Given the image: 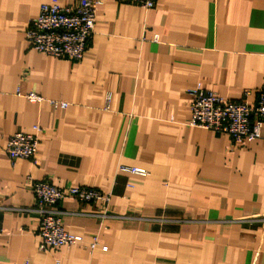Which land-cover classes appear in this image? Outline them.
I'll use <instances>...</instances> for the list:
<instances>
[{
  "label": "crops",
  "instance_id": "0c3cea01",
  "mask_svg": "<svg viewBox=\"0 0 264 264\" xmlns=\"http://www.w3.org/2000/svg\"><path fill=\"white\" fill-rule=\"evenodd\" d=\"M49 1L0 0V264H264V124L238 142L189 124L196 86L255 103L264 0H155L149 10L96 0L79 61L27 43V22ZM35 125L34 158L11 160L7 138ZM28 177L110 198L60 200L75 242L40 250Z\"/></svg>",
  "mask_w": 264,
  "mask_h": 264
},
{
  "label": "built area",
  "instance_id": "2783aa9c",
  "mask_svg": "<svg viewBox=\"0 0 264 264\" xmlns=\"http://www.w3.org/2000/svg\"><path fill=\"white\" fill-rule=\"evenodd\" d=\"M149 10L155 6V0H119ZM96 0H77L62 5L57 0L44 2L38 15L29 19L25 29V39L37 52L57 58L81 60L89 39L94 32ZM155 36V40H156ZM191 126L229 134L236 142L251 141L261 137L260 129L264 124V82L260 87L255 103L231 101L212 91L196 86L189 90ZM249 91H244L248 95ZM31 102L43 98L33 92L26 94ZM54 107H65V101L50 100ZM39 126H33V132L16 131L6 141L5 152L11 160L17 158L33 159L38 149ZM119 171L137 174L145 172L136 167L119 165ZM26 183L30 186L35 199V210L39 218V249L52 250L59 246H69L75 237L67 231L61 220V211L57 208L60 200L73 198L86 204H100L106 207L110 194L80 186H54L47 181H37L30 177ZM106 210H102L105 214ZM1 235V229H0ZM96 245L95 239L90 246Z\"/></svg>",
  "mask_w": 264,
  "mask_h": 264
}]
</instances>
